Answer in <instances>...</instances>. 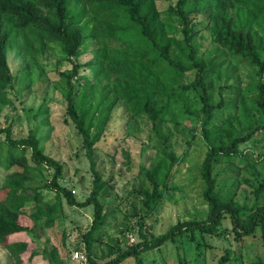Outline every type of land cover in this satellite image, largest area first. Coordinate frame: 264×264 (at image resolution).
<instances>
[{
	"label": "rangeland",
	"instance_id": "obj_1",
	"mask_svg": "<svg viewBox=\"0 0 264 264\" xmlns=\"http://www.w3.org/2000/svg\"><path fill=\"white\" fill-rule=\"evenodd\" d=\"M68 2L67 34L79 32L78 49L53 31L56 0H8L0 8V38L12 75L9 81L0 71V126H11L16 138L35 135L42 153L60 165V185L84 201L95 175L68 113L66 93L72 91L76 106L88 108L96 136L103 224L89 236V249L93 205L70 204L53 189L55 168L34 163L29 148L1 143L5 134H0V219L18 226L0 235V264H106L140 242L141 230L153 237L185 222L205 221L211 212L208 172L218 207L239 206L242 219L257 204L264 207V191L259 198L255 192L264 184V73L228 43L250 42L264 58V0H208L191 11L208 96L197 87L198 67L182 69L160 57L143 27L120 12L121 0ZM134 2L152 19L169 55L189 64L183 23L175 13L178 0ZM122 34L130 40H113ZM74 64L78 69L69 78ZM181 84L191 87L180 94ZM147 100L163 115L153 119L140 111ZM247 134L239 155L209 161L214 145ZM171 156L178 160L172 169ZM144 169L156 178L157 191L164 189L155 207L144 194L154 188ZM228 253L229 264H264L262 229L238 237L226 213L216 233L186 232L140 258L143 264H216ZM137 261L130 257L119 264Z\"/></svg>",
	"mask_w": 264,
	"mask_h": 264
},
{
	"label": "trees",
	"instance_id": "obj_2",
	"mask_svg": "<svg viewBox=\"0 0 264 264\" xmlns=\"http://www.w3.org/2000/svg\"><path fill=\"white\" fill-rule=\"evenodd\" d=\"M57 1V9H58V22L54 27V33L61 40H65L66 38H70L73 41V48L78 49L81 46V39L79 36V32L74 30L69 35L67 34V30L69 28V16H70V8L68 0H56ZM122 4L120 6V12L124 15H129V18L138 22L144 31V36L153 42V45L158 49L160 57H162L165 61L169 62V64L173 66H180L182 69H189L191 67H198L197 72V87L201 89V91L208 96L209 93L207 91V87L205 85V75L203 74V63L197 59V48L194 45L192 29L193 25L191 22V11L198 10L207 4L208 0H178L177 8L175 13L181 18L183 23V32H184V40L185 47L187 50V59L189 60V64L182 62L179 58L171 57L168 53V45L162 41L161 38L156 36V29L153 27L152 19L149 16H142L140 14V4L139 2H134V0H121ZM8 0H0V8L7 7ZM5 38H0V71L6 76V78L11 81L12 75L10 69L7 65L5 54L3 51L4 40ZM130 38L125 39V35H119L113 38L115 41H127ZM231 47H233L238 52H242L246 56H248L251 61L258 65L259 72L261 74L264 73V58L261 57V52L259 48L251 44L250 42H244L240 39H233L228 42ZM192 63V64H191ZM78 69V65L74 64V72L69 74V78H72L76 74V70ZM191 86L190 85H180L178 88L180 91L178 93H185ZM262 90V97H264V82L260 86ZM177 88V89H178ZM204 105L205 108L208 109L209 117L211 112V107L207 99L204 96ZM66 98L68 101V113L72 120L74 121L79 133L83 138V144L86 149L88 158L91 162V168L94 172V186L91 191L90 196L84 201H78L72 195L71 191L60 185L58 182V177L60 174L61 167L58 162L52 157L46 156L42 153V150L39 146L38 138L32 133L27 138H16L12 135L11 126L1 127L0 126V134H5V139L1 143H5L11 148H29L31 150V159L36 164H47L51 167L55 168V175L52 181V186L55 191L58 193H63L66 195L68 202L72 205H77L80 207H86L89 205H93L94 207V219L92 222V226L88 233L86 234V239L89 242L88 246L90 249V235L94 233V231L100 229L103 224V207L99 200V195L101 192L100 185V175L96 170V161H95V140L96 136L93 135L91 130L90 123L87 122V117L89 115L88 108H85V104L83 103L80 107L76 106L75 98L72 91L66 93ZM222 101H220L219 106H221ZM204 108V109H205ZM149 112L153 119H155L159 115H163L164 110L162 108H156L154 105L150 104L149 101H145L141 110ZM251 137V134H247L245 136H235L233 140L228 144H220L214 145L211 148V152L209 154V161L214 157L226 156L231 157L233 155H239L241 152L240 144L242 142L247 141ZM0 143V144H1ZM171 169L173 165H175L178 160L171 156ZM171 169H169L168 175L166 176L163 186L165 187L166 179L171 173ZM145 174H147L152 181L154 188L152 192L149 190H144V194L149 203L153 204V207L157 206L164 197V189L158 192V182L154 175L150 173L148 170H143ZM208 189L206 195L211 204V212L207 220L205 221H189L185 222L182 225L174 227L169 231L158 235L149 237L148 234L143 233L141 230L142 240L136 244L129 245L126 249L119 252L113 259L108 261L106 264H119L124 260L130 257L138 258L137 264H143V261L140 258V255L145 251H148L154 247L160 246L161 244L169 241L175 240L176 237L182 235L186 232L194 233L196 230H201L205 233H216L218 226L221 224V221L226 213H228L231 217L232 223L234 225V229L236 234L239 236H245L252 234L256 231L259 226L263 232V240H264V207L257 204V209L253 212L248 218L242 219L241 217V208L239 206H231L225 208L223 206L218 207V202L212 196V192L215 187V180L211 178L210 173L207 175ZM264 191V184H262L259 188H257L256 197L259 198L260 194ZM3 218L0 219V235L3 233H9L18 228L16 224L12 222H1ZM5 220V219H4ZM231 260L230 254H225L222 256L216 264H229ZM180 264H184L182 261Z\"/></svg>",
	"mask_w": 264,
	"mask_h": 264
},
{
	"label": "built area",
	"instance_id": "obj_3",
	"mask_svg": "<svg viewBox=\"0 0 264 264\" xmlns=\"http://www.w3.org/2000/svg\"><path fill=\"white\" fill-rule=\"evenodd\" d=\"M75 256H76V257H79V256H80V254H79L78 252H76Z\"/></svg>",
	"mask_w": 264,
	"mask_h": 264
}]
</instances>
